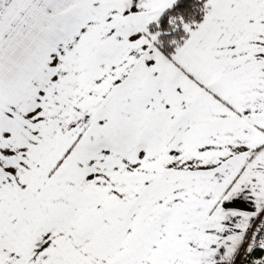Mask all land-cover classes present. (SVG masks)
<instances>
[{
  "label": "snow or ice",
  "instance_id": "1",
  "mask_svg": "<svg viewBox=\"0 0 264 264\" xmlns=\"http://www.w3.org/2000/svg\"><path fill=\"white\" fill-rule=\"evenodd\" d=\"M0 264H264V0H0Z\"/></svg>",
  "mask_w": 264,
  "mask_h": 264
}]
</instances>
